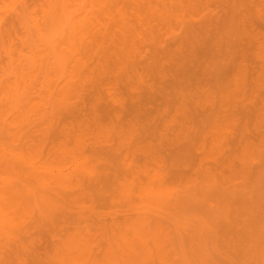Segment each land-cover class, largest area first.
<instances>
[{"label":"rangeland","instance_id":"rangeland-1","mask_svg":"<svg viewBox=\"0 0 264 264\" xmlns=\"http://www.w3.org/2000/svg\"><path fill=\"white\" fill-rule=\"evenodd\" d=\"M179 1L127 55L85 43L80 93L25 142L0 124V264H264V0Z\"/></svg>","mask_w":264,"mask_h":264},{"label":"bare ground","instance_id":"bare-ground-1","mask_svg":"<svg viewBox=\"0 0 264 264\" xmlns=\"http://www.w3.org/2000/svg\"><path fill=\"white\" fill-rule=\"evenodd\" d=\"M128 2L0 0V48L7 49L11 55L10 62L4 67L6 69L2 68L5 79L0 86V124L7 131L10 140L15 143L25 142L28 136L24 132L51 121L56 110L71 106L72 94L79 91L82 87L78 89L79 83L82 80L84 83L86 78L83 75L87 72V66L73 59L81 52L82 46H86L85 43L95 44L96 37L99 39L101 36L104 43L117 41L121 51H125L127 55L128 44L130 43V48L135 46L131 44L134 43V36H131L133 30L138 32L139 25L136 28L135 23L141 22L144 26L143 23L154 21L149 16L155 18V14L159 15V12L163 13L161 16L171 13L167 9L171 3H167V0H135L130 4L133 11L127 9ZM94 11L102 12L103 15L106 13L103 16L106 24L103 17H100L101 14ZM146 15H149V21L145 20ZM134 17L140 22H136ZM88 23L95 26L91 34L88 33ZM134 48L136 50L138 47ZM133 51L134 49L129 50V57L136 54ZM12 156L16 158L6 149H0V161L15 159ZM61 177H65L63 171H59L58 179ZM9 190L7 188L8 192L0 197V223L13 229L19 223L21 208L17 204L16 194ZM133 232L139 234V237L145 234L144 228L139 226ZM151 239L155 251L159 250L163 240L158 236ZM144 240L145 237H140L139 242ZM115 242L119 246V240L116 239ZM150 253L151 250L144 252L145 255ZM141 257L146 260L144 256ZM165 258L163 264L168 262L167 257ZM173 259L184 263V258ZM65 262V259L61 260V263Z\"/></svg>","mask_w":264,"mask_h":264}]
</instances>
